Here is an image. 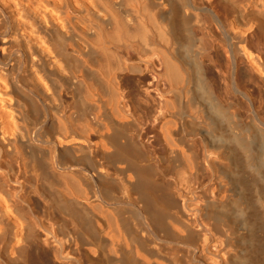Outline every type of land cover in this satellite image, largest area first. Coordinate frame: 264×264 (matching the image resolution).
Masks as SVG:
<instances>
[{"label":"bare ground","instance_id":"6f19581e","mask_svg":"<svg viewBox=\"0 0 264 264\" xmlns=\"http://www.w3.org/2000/svg\"><path fill=\"white\" fill-rule=\"evenodd\" d=\"M0 264H264V0H0Z\"/></svg>","mask_w":264,"mask_h":264},{"label":"rangeland","instance_id":"374dc122","mask_svg":"<svg viewBox=\"0 0 264 264\" xmlns=\"http://www.w3.org/2000/svg\"><path fill=\"white\" fill-rule=\"evenodd\" d=\"M204 68L205 69H208L206 63H204ZM214 73L217 74V71H214ZM247 88H248L250 94L252 95V98L254 100V104L255 105H258L259 98H260V96H262V93L260 91V88L257 85H255V84H247ZM142 140L144 142L148 141V144H146V146L148 148L152 149V148L155 147V143H156V140H157V134H156L155 131L148 132V133H146V134L143 135ZM12 167H13V173L16 175L13 179L14 180H18L24 186L22 188V190H21V195H23L24 197H26V195H29L31 202H36L37 199H36V197H35L34 194L29 193V192H28L29 194H27V191H29L28 190L29 185L26 182V180L22 177V175L20 174V171L21 170H20L18 164L13 165ZM190 186H191V184H190ZM184 198H185V200H186V198H188L186 201H183V203L186 204V205H189V209L191 210L192 209V206L191 205H192V201L193 200L190 198L189 195H185V192L183 193V196H182V199H184ZM41 209H42V206L41 205H40L39 208L37 207L35 209V211L38 212V215L39 216L42 215ZM190 214L192 215V212ZM209 249H213V248L210 247Z\"/></svg>","mask_w":264,"mask_h":264}]
</instances>
